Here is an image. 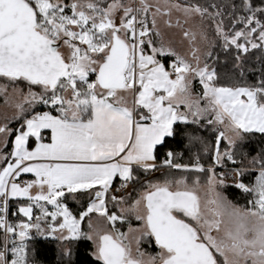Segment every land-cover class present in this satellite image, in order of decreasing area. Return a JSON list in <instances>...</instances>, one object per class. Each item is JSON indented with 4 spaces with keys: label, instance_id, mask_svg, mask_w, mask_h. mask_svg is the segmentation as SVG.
<instances>
[{
    "label": "snow or ice",
    "instance_id": "1",
    "mask_svg": "<svg viewBox=\"0 0 264 264\" xmlns=\"http://www.w3.org/2000/svg\"><path fill=\"white\" fill-rule=\"evenodd\" d=\"M171 7L211 22L223 63L205 31L181 54L147 0H0V264H40V238L56 264H264V0Z\"/></svg>",
    "mask_w": 264,
    "mask_h": 264
},
{
    "label": "rangeland",
    "instance_id": "2",
    "mask_svg": "<svg viewBox=\"0 0 264 264\" xmlns=\"http://www.w3.org/2000/svg\"><path fill=\"white\" fill-rule=\"evenodd\" d=\"M125 2L127 3L128 0H125ZM147 2L152 5L161 6V14L156 17L157 25L160 31L163 33L164 39L171 42L172 45L181 52V54L189 52L192 47L198 48L201 52L205 50V48L207 47V42L201 39L202 31L207 32L209 40L212 41L213 49L215 51L219 40L215 35L214 26L209 20L202 21L198 16L186 18L183 12L171 7L172 4H184L179 2L178 0H147ZM164 5H167L169 7V11L166 14L163 10ZM166 20L170 21L171 27H169L168 24L164 23V21ZM185 31L189 33L188 36H184L183 33ZM193 37L195 38L193 39ZM13 112L14 108L11 106V104H5L3 95H0V125H3L6 122L4 117L8 116L10 118ZM11 122L12 121L9 120L8 124H10ZM2 139L3 136L2 134H0V140ZM124 206L126 207L127 204H125ZM129 223H131L132 226L135 227L138 222L135 221L134 217H130L129 221L125 222L123 226H120L119 222H117V226L120 227L121 231H127ZM141 249L146 252L156 251V248L150 251L148 250V248L143 247V242L141 243Z\"/></svg>",
    "mask_w": 264,
    "mask_h": 264
},
{
    "label": "trees",
    "instance_id": "3",
    "mask_svg": "<svg viewBox=\"0 0 264 264\" xmlns=\"http://www.w3.org/2000/svg\"><path fill=\"white\" fill-rule=\"evenodd\" d=\"M181 3L187 4V3H191L194 2V0H178ZM200 3H205L206 0H199ZM226 15V14H225ZM219 41L217 44V47L215 48L214 54H218L220 57L221 62L223 63L224 59H225V55L223 53V50L220 48L219 46ZM254 58L252 60V64H254ZM230 63L227 65V67H230ZM218 69H220V65L217 66ZM246 67H251V64L246 65ZM257 67H259V65H257ZM246 79L249 82H252L253 77L252 76H247ZM9 127H19V124H17L15 121H12L10 124H8ZM204 135L206 137H208L209 139H211V135L210 133H204ZM14 137L10 136L9 139H12ZM258 139V137L253 138L252 143L249 145L250 148H256L257 144H256V140ZM170 143L172 144V146L174 147V149L177 152H181L183 155L180 158V162H188L191 156V153L187 150L186 147V141L181 142V138L177 137L176 140L170 141ZM10 147V145H9ZM161 153L164 151V149L160 150ZM192 152H196L197 149L193 148L191 150ZM252 154H255L254 152ZM201 157H202V161L206 162L208 157H205L203 155V153H201ZM166 171V170H165ZM179 174V173H177ZM155 176L159 177L161 175L160 172L154 173ZM142 178L144 179V175L142 174ZM151 177H149L148 179H150ZM253 177L248 176L246 177V180H251ZM139 192V188H137V190L134 192L132 189L130 191V193L126 196H129L131 198H135L137 193ZM229 197V199L234 200V202H239L240 204H244V199L241 197L240 193L237 192V190L235 188H229L227 193H226ZM131 200L129 199V202ZM11 206L13 208H15V202L11 203ZM70 206L71 207H76L75 204L70 202ZM110 210L112 211H116L117 209L113 208L111 205H109ZM14 219V218H13ZM86 227V224H85ZM91 246V242L90 241H80L78 248H79V254L82 255L85 251L86 248H90ZM35 247L38 249V254L36 256V258L40 261V264H56L57 261V243L51 240H44L43 238H40L39 242L35 245ZM143 247L148 248V250H152L155 248V245L153 244L151 247H149V245L147 243H143Z\"/></svg>",
    "mask_w": 264,
    "mask_h": 264
},
{
    "label": "built area",
    "instance_id": "4",
    "mask_svg": "<svg viewBox=\"0 0 264 264\" xmlns=\"http://www.w3.org/2000/svg\"><path fill=\"white\" fill-rule=\"evenodd\" d=\"M148 178H149V176H144V179H148ZM118 183H119L118 179L116 181H114L113 189H115L118 186ZM131 189H132V186L129 185L128 189L121 190L120 192L115 193V194L122 195V196H126V195H128L130 193Z\"/></svg>",
    "mask_w": 264,
    "mask_h": 264
},
{
    "label": "crops",
    "instance_id": "5",
    "mask_svg": "<svg viewBox=\"0 0 264 264\" xmlns=\"http://www.w3.org/2000/svg\"><path fill=\"white\" fill-rule=\"evenodd\" d=\"M33 175L28 173V174H22L21 177L19 178L20 180H31L33 179ZM33 194H35V192L37 191V189L35 187H33L31 190H30Z\"/></svg>",
    "mask_w": 264,
    "mask_h": 264
}]
</instances>
